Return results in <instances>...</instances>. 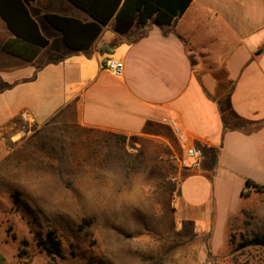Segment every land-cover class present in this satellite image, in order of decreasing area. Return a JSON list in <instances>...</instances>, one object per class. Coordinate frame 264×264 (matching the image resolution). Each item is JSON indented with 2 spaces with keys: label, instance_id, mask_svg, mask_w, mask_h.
<instances>
[{
  "label": "crops",
  "instance_id": "obj_1",
  "mask_svg": "<svg viewBox=\"0 0 264 264\" xmlns=\"http://www.w3.org/2000/svg\"><path fill=\"white\" fill-rule=\"evenodd\" d=\"M28 9L48 39L31 61L2 50L12 34L0 17L7 124L56 121L71 131L77 125L78 139L118 134L160 142L185 161L176 200H214L216 225L217 200H224L217 183L233 200L242 199L247 178L264 184V0H190L168 23H134L125 32L112 17L82 50L68 48L44 14L87 22L85 11L69 0H32ZM111 59L123 62L121 75L105 68ZM188 145L214 151L215 168H191Z\"/></svg>",
  "mask_w": 264,
  "mask_h": 264
},
{
  "label": "rangeland",
  "instance_id": "obj_2",
  "mask_svg": "<svg viewBox=\"0 0 264 264\" xmlns=\"http://www.w3.org/2000/svg\"><path fill=\"white\" fill-rule=\"evenodd\" d=\"M9 111L7 90L0 116ZM6 115L0 120V159L10 151L0 160L5 264H264L261 248L240 245L264 235V191L233 200L217 183L224 200H217L216 225L214 200H176L180 163L160 142L118 134L78 139L77 125L15 127ZM216 165L214 151L202 150L197 169ZM49 230L61 256L39 244Z\"/></svg>",
  "mask_w": 264,
  "mask_h": 264
},
{
  "label": "trees",
  "instance_id": "obj_3",
  "mask_svg": "<svg viewBox=\"0 0 264 264\" xmlns=\"http://www.w3.org/2000/svg\"><path fill=\"white\" fill-rule=\"evenodd\" d=\"M32 0H0V17L12 34L2 44V50L13 54L24 61L35 58L40 48L48 44L38 23L32 17L28 4ZM83 11L91 20L83 22L72 16L57 13H45L44 18L61 35L64 44L72 50H82L91 45L100 33L102 26L112 17L115 18L114 29L118 32L127 31L134 23L144 25L149 20L168 23L179 16L188 6L190 0H69ZM263 192L264 184L247 178L241 194L246 192ZM42 248L49 254L62 255L60 240L52 230L46 238L39 240ZM241 246L259 247L264 252V235L246 238ZM0 264L5 258L0 255ZM22 264H28L22 262Z\"/></svg>",
  "mask_w": 264,
  "mask_h": 264
},
{
  "label": "built area",
  "instance_id": "obj_4",
  "mask_svg": "<svg viewBox=\"0 0 264 264\" xmlns=\"http://www.w3.org/2000/svg\"><path fill=\"white\" fill-rule=\"evenodd\" d=\"M105 68L113 75L115 76H119L122 73L123 70V62L119 61V60H108L105 63ZM25 117V115H23ZM179 140L182 139L181 136H178ZM185 153L186 156H188L191 159V163L190 166L193 169H197V167L199 166V157L201 155V150L193 145H188L185 148ZM181 165L185 164V161L182 159L180 161Z\"/></svg>",
  "mask_w": 264,
  "mask_h": 264
}]
</instances>
